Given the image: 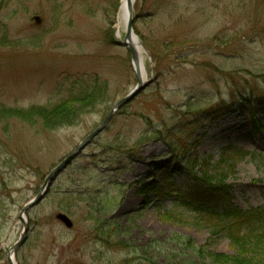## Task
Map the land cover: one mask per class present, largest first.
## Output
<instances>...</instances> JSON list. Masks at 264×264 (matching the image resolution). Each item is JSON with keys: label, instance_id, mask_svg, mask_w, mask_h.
I'll return each mask as SVG.
<instances>
[{"label": "rangeland", "instance_id": "obj_1", "mask_svg": "<svg viewBox=\"0 0 264 264\" xmlns=\"http://www.w3.org/2000/svg\"><path fill=\"white\" fill-rule=\"evenodd\" d=\"M123 1H0V105L10 110L0 117V264H10L24 230L22 208L138 84L124 28L119 36ZM133 14L152 81L27 212L15 264H201L180 240L264 264V246H241L175 220L161 207L173 197L159 201L142 189L169 176L191 183L184 170L156 166L169 160L168 141L181 144L182 137L199 158L246 150L227 173L228 196L217 203L264 206V109L257 99H264V0H135ZM94 89L99 94L90 102L65 104V115L83 113L61 126L56 105ZM222 101L236 111L219 119L201 112ZM32 106L51 116L30 121Z\"/></svg>", "mask_w": 264, "mask_h": 264}, {"label": "trees", "instance_id": "obj_2", "mask_svg": "<svg viewBox=\"0 0 264 264\" xmlns=\"http://www.w3.org/2000/svg\"><path fill=\"white\" fill-rule=\"evenodd\" d=\"M96 93V89L91 93L87 91L78 95L73 93L68 100L58 103L55 108L58 115L61 114L59 121L61 126L74 124L83 113L77 110L65 115L69 106L65 104L76 101L90 102L96 95L98 97L99 93ZM257 99L262 102L264 109V99L262 97ZM35 107H30L25 116L30 121L37 120L39 122L40 118L51 116L50 109ZM214 107L201 108V112H207L209 113L208 117L212 116L213 119H219L229 110L236 111L235 103L232 105L228 103L227 106L226 101L219 102ZM9 111L4 105H0L1 118H7L4 114L10 113ZM49 126L54 127L53 125L47 127ZM179 141L181 144L173 140L168 141L169 160L156 166L163 168L169 165L173 166L174 170H184L190 177L191 183L188 186H181L172 176H169L165 178V182L161 186L157 182L146 184L142 188L143 193L150 192L159 201L166 199L167 195L173 197L170 207L166 204L161 205V207L166 209V214L175 220L209 230L215 237H226L231 242L241 244V246L254 245L257 249L264 246V206L246 210L230 202L223 206L224 208H220L218 204L229 193V185L226 182L227 173L235 171L239 161L247 155V151L225 148L218 160H215L213 156L199 158L195 152L190 155V143L185 142L182 137L179 138ZM180 241L185 248H190L201 258V264H253L241 262L238 256L232 257L209 251L204 246L197 245L194 240Z\"/></svg>", "mask_w": 264, "mask_h": 264}, {"label": "water", "instance_id": "obj_3", "mask_svg": "<svg viewBox=\"0 0 264 264\" xmlns=\"http://www.w3.org/2000/svg\"><path fill=\"white\" fill-rule=\"evenodd\" d=\"M134 2L135 0H128L129 18L126 24V32H125L123 43L130 49L133 66H134V69H135V72L138 78V84L128 95H126L120 101L115 103L112 112L106 117L104 122L99 127H97L91 134H89L84 140H82L81 143L75 148L73 153H71L67 158H65L62 162H60L56 167L52 169V171L46 177L44 184L40 188L39 193L35 197L30 199L27 202V204L22 208L21 213H20V219L24 223V230L19 240L14 244V246L10 248V251L8 254L10 264H15L14 259L16 257V253L18 249L20 248V246L25 242L27 238V233H28V228H29L27 218L25 217L27 215V212L42 202L45 195L47 194L48 188H50V186L52 185L56 177L79 154V152L87 146L88 143H90L97 135H99L107 127L114 112L120 109L122 106L126 105L133 98H135L140 93V91L152 81V79H149L146 81L142 79L141 74H140V65H141L140 56L138 54L136 47L131 42L132 38L136 36L135 30H134V14H133ZM34 19L36 21V24L38 25H40L43 21L39 15H36ZM56 218L59 221H61L67 228L73 227V221L66 213L59 212L56 215Z\"/></svg>", "mask_w": 264, "mask_h": 264}, {"label": "bare ground", "instance_id": "obj_4", "mask_svg": "<svg viewBox=\"0 0 264 264\" xmlns=\"http://www.w3.org/2000/svg\"><path fill=\"white\" fill-rule=\"evenodd\" d=\"M129 18V12H128V0H124L121 6V13L119 16V36L122 37V28H124V32L126 31V24ZM132 44L136 47L138 54L140 56V74L144 81L148 79V72L146 69V62H145V56H144V48L141 44V42L138 40L137 36H134L131 40Z\"/></svg>", "mask_w": 264, "mask_h": 264}]
</instances>
